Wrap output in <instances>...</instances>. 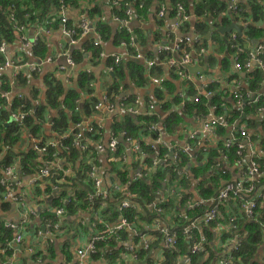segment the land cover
Instances as JSON below:
<instances>
[{"label": "built area", "instance_id": "built-area-1", "mask_svg": "<svg viewBox=\"0 0 264 264\" xmlns=\"http://www.w3.org/2000/svg\"><path fill=\"white\" fill-rule=\"evenodd\" d=\"M100 1L109 7L111 11L124 4L123 16L112 14V21L118 28L132 32L131 26L138 20V12L143 9L146 0ZM238 2L239 0H232L234 11L239 10ZM154 7L156 22H165L161 26L165 42L156 44L155 53L158 55L169 52L172 55L160 60V64L164 68V74L160 77H154L150 74V71L155 67L156 60L150 55H143L140 52L133 36L130 37L129 45L133 47L134 55L127 51L126 42L119 43L123 50L121 55L106 54L104 44L107 41H103L101 34L94 26V22L86 16H82L76 25L69 27L67 16L69 11L74 9L67 8L61 1L42 23L27 28L14 23L16 42L10 45L4 42L0 43V54L4 57V62L0 65V73L9 70L12 77L18 75L20 71H27V74L35 73L36 76H39L45 73V66L52 64L55 58L62 57L63 63L58 65L54 72H61L62 75L58 77V80L63 85V94L67 95L68 91L73 89V84H77V73L82 68L75 63L72 51L58 54L55 57L45 54L43 58L35 59L34 63L23 61V59H13L10 55L11 52H9V49L19 46L27 57H32L34 49L39 48V42L48 39L49 35L52 34L49 19L52 20V23L58 20L59 32L67 41V44L82 46L84 40H89L93 48L100 49L96 60L85 53L84 49H79V52L88 57L89 61L93 59L96 63L106 64V72L110 76L112 75L114 80H116L113 75L114 70L127 57H131L136 62H143L144 67L141 65L143 71L150 77L151 85L156 89L162 88L166 78L171 75L170 69H174L180 80L185 84V91L180 95L181 101L178 105H173L168 113L176 112L186 118L189 106L206 107V110L198 113L193 119L198 122V126L180 137V132L176 134L169 133L164 126V122L157 115V111H162V106L165 103L163 99L161 103L156 100L143 103L139 96H131L126 92L117 100L115 98L117 93L125 91L119 89L115 92H109L108 88L110 86L96 98L94 90L91 88V93L87 89L79 92L80 98L75 101L74 108L75 113L79 115V120L74 124H69L67 131L58 134V132L51 131L52 123L46 124L50 135L56 137L54 142L42 144L34 138L29 139L31 147L46 157L49 148L67 149L63 146V143L72 138V144L78 146V150L84 153L83 166L87 165L89 168L87 176L93 183V194L88 196V201L93 203L94 200L99 198V211L105 207V201L113 193L124 192L125 196L118 204V220L109 223L102 222L99 219L103 229L98 233H94L86 246L75 250L76 264H86L90 256L97 252L96 244L103 242L106 237L117 239L119 233L124 231L135 239V236L140 234L136 227L146 223V221L136 220L135 218H133L134 223H131L124 217L126 211L136 210L140 206L133 201V196L128 194L127 187L119 184L118 174L125 171H128L132 182L141 178L151 180L152 171H156L158 168L162 172H168V178L163 181L162 190L156 192L154 199L145 205L148 210L157 214L155 219L151 220V223L168 248L177 245V237L176 232L172 233L160 229L161 217L166 212H171L172 219L186 224L182 228V234L189 239L198 226H210L213 223L220 222V212L225 202H233V206L226 209L228 215L226 223L230 232L237 236L242 235L244 232H241L239 227L240 220L242 218L250 220L259 207L264 209V162L259 160V158L264 160V144L262 143L264 131L261 136L260 133L250 132L241 121L248 114L247 111L252 109L254 111L249 113L253 115L254 112L260 118H264V108L260 105L264 101V41L249 48L250 42L244 38L243 29L245 30L251 22L239 21L238 23H232L241 30V34L235 31L230 33L229 49L232 54V67L235 73L246 74L247 78L242 83L232 82L229 89L222 90V93L228 94L234 102V109L225 104L208 105L204 100L209 102L214 97L213 87L217 84L216 80L197 74L196 79L200 82V85L194 86L192 95H188L187 92L188 84L192 82V78L187 72V66L200 63L204 59L208 48L201 47L198 44L200 42H197L194 35H190L191 33L188 35L181 34V28L191 21L192 16L186 14L182 4H177V16L175 18L169 17L167 3L155 4ZM10 19L13 20L12 17ZM167 19L173 21V23L169 25ZM35 29H39V32L35 35H33V32L30 34L29 31ZM238 36L242 38V43L236 42ZM109 60L112 62L110 66L107 65ZM54 72L48 76H51ZM255 72H258L263 78L262 88L258 86L255 88L252 82L250 83ZM86 73L90 74L88 70ZM131 83L134 85L133 82ZM9 94H4L7 102ZM17 97L21 98V94H17ZM83 99H86L87 106L92 103V109L88 115L81 112ZM28 113L23 111L13 112L10 113V119L20 123L24 121ZM66 113L70 118L73 115L72 111H66ZM151 116L156 117L157 121L147 126L142 125L134 136L126 128L119 129L125 123L128 125L127 117L135 120L138 117ZM179 127H181L180 131H184L183 124ZM221 129L225 135L223 142L219 143ZM211 151L217 153L209 158V152ZM52 157L55 160H47L44 167L40 169L38 176L34 179H27L26 184L23 183L17 164L6 166L2 170L0 185L5 187L7 192L6 194L1 193L0 202H9L14 207L15 214H17L16 222H5V227L14 232V239L8 245L10 248L23 242L24 233L27 231L30 221L40 217V212L37 210L39 206L34 205L28 198V188L35 186L38 179L48 178L52 170H55L56 173H63L60 182H64V177L74 175L70 167L62 168L60 166V161L64 162V159L59 158L56 154H53ZM103 163L107 165V171L103 169ZM207 167L209 168L207 171L209 180L221 178L218 184L219 188L217 191H212L213 194L209 197H200L194 200L188 190L193 186H197L196 181L188 189L182 183L194 179L192 173L196 168L205 169ZM108 179L109 182H107ZM218 185L206 184L211 190H213V186ZM58 190L56 186H53L54 192ZM107 190H109L108 194L106 193ZM237 199H239V203L236 202ZM70 203L71 199L68 198L63 202V206L54 210L55 217L58 220L57 224L46 221L44 231L37 233V236L43 239V256H46L48 249L56 243L57 236L61 233L62 220L67 213L65 208ZM169 205H171V208H167ZM141 211L142 208H138L137 213H141ZM94 226L92 224V231ZM261 227L264 232V225ZM233 243L231 255L224 259L221 264H234L236 262L238 257L235 254L241 249V239L235 238ZM262 246V261L260 263L264 264V242ZM4 252L3 249L2 253ZM29 252L34 254L32 249ZM200 252L201 249L198 244H193L190 248L188 246L190 255ZM186 259L188 264H191V258L187 257ZM35 264H43L42 258H37Z\"/></svg>", "mask_w": 264, "mask_h": 264}, {"label": "trees", "instance_id": "trees-1", "mask_svg": "<svg viewBox=\"0 0 264 264\" xmlns=\"http://www.w3.org/2000/svg\"><path fill=\"white\" fill-rule=\"evenodd\" d=\"M62 2L67 8L74 10H79L82 14H87L88 18L92 21L95 20V28L101 34L103 41H112L114 45H118L121 42H126L127 51L134 55L133 47L129 45L130 37L136 39L137 32L143 22L150 19L152 13V5L155 6L160 3H167L169 9V17L175 18L177 16L176 6L177 4H182L186 11V14L195 18L189 23L185 24L181 28V34L188 35L190 32L195 37V40L201 47L207 48L209 45V40L205 38L208 32H211L210 28H217L219 26L227 27L232 23L250 21L251 23L244 30L243 36L248 42H262L264 41V0H239V10L234 11L232 7V0H146L142 10H139V17L135 23L132 24V32H127L123 28L115 29L112 31L108 25L101 22L100 10L96 7L100 0H0V43L4 42L7 45L16 42L15 30L13 27L14 23L24 26L25 28L42 23L47 19L49 14L54 8ZM93 6V8H90ZM84 7V8H83ZM124 4L119 8L112 10V14L123 16ZM230 11V12H229ZM12 17L13 20L10 19ZM99 18V19H97ZM153 19L154 12H153ZM49 27L55 29L59 24L56 20L52 23L49 19ZM100 21V23H99ZM156 21V20H155ZM158 27H161L165 22H156ZM162 28V27H161ZM161 28L155 33L157 41L161 38H165L162 34ZM144 35V33H143ZM139 38V36H138ZM140 39V38H139ZM230 34L225 35L224 39L212 31L210 35V43L213 46H221L222 48L227 47L229 49ZM44 41V42H43ZM39 42V48L37 47L33 51V57L36 59L43 58L47 53L46 42L43 40ZM242 43V38L237 37L236 42ZM46 43V44H45ZM85 47V53H90L91 57L96 60L98 58L100 49H95L92 47L89 40H84L81 47ZM187 47V46H186ZM188 48V47H187ZM230 50V49H229ZM79 49H73V56L75 63L77 65L81 64L83 55L79 52ZM231 53V51H230ZM170 53L154 54L153 59L155 61V67L150 71L151 75H156L163 69L160 64V60L164 59L166 56L170 57ZM172 56V55H171ZM26 57V58H25ZM27 59L24 56L23 61ZM127 63L125 67L122 68L129 75L137 78V84L143 85L147 83L145 72L142 70V66L134 60H126ZM4 62L3 55L0 54V65ZM89 62L92 64H97L93 59ZM225 60L223 64H225ZM112 62L109 60L107 65H111ZM128 69V72L127 70ZM122 69L120 67L116 68L113 72L114 77H118ZM123 71L124 75H127ZM19 75H15L11 78L6 72L0 73V179L2 178V170L9 165L17 164V168L22 175L23 181L26 179H34L38 176L41 168L47 160H55L52 157L53 154L58 155L59 158L64 159V162L60 161V166L62 168L70 167L73 176L64 177V182H60L63 173H56L52 170L50 176L45 179H38L35 186L28 188V198L34 205H38L37 210L40 212V217L38 219H32L28 225L27 232L31 233L34 231V235H37L39 231L45 226V222L48 221L52 224H57L58 220L55 217L54 210L58 207L63 206V202L68 198L71 199L70 205L66 209V215L64 216L61 224V235L64 237V242L60 243L56 241L54 245L59 243L60 249L56 252L54 245L48 249L46 256H43L42 252H36L34 255L29 257L28 263L35 264L36 259L39 258L43 260V264H55L56 256H61L64 259V263H70L73 260V247L77 241H80L83 236L90 234V229L92 224V233H98L103 229L102 222L114 223L118 220L119 216V202L124 198V192L113 193L105 201V207L100 211L98 209V204L100 199L97 198L93 203L88 201V196L93 194V183L87 176L88 167L83 166L84 153L78 150V146L73 145L71 139H68L63 143V146L67 149L59 148H49L46 157L39 154L37 150H34L30 145L24 147V138H34L40 143H44L41 136L43 135V129L47 122L52 123L51 131L58 132V134H63L68 130L69 124H74L79 120V115L75 113V101L80 98V91L88 90L91 93V83L95 79L92 75L86 74L84 71H80L77 77V89H70L67 95L63 94V85L52 75L45 79V102L35 103L37 97V89L35 87H30L29 94L26 95L22 90L29 86L30 79L35 73L26 74L24 71L18 72ZM169 82L165 80L161 89H158L155 94V100L161 103L163 99L162 89L171 90V84L175 83L174 78H179L174 69H170ZM260 74L255 72L253 74L252 82L253 86L256 88L260 82ZM117 80V79H116ZM130 81L133 82L130 76ZM13 83V84H12ZM29 83V84H28ZM134 83V82H133ZM32 86V85H31ZM121 86V84H120ZM116 85L110 86L109 92L117 91ZM136 87V86H135ZM138 88V87H136ZM139 89V88H138ZM10 93L8 96V102L6 101V96L4 94ZM17 94H21V98L17 97ZM190 94H193L191 87ZM261 105V104H260ZM171 107V104L165 102L162 106V111H167ZM92 109V103L87 106V104H82L81 112L85 115L89 114ZM196 109L197 112L203 110L202 106H189L187 112L188 116H191L192 111ZM23 111L29 112L28 116L22 122L11 121L10 113ZM50 111H56V114H51L48 116ZM66 111H72L73 115L71 118L67 116ZM252 110H248L249 113ZM235 112H237L235 110ZM158 115V114H157ZM167 120L164 122V126L167 128L168 132H173L181 124H184L185 118L179 113L172 112L168 114ZM128 125L123 124L119 129H125L133 136L136 132L141 129L142 125L147 126L151 123L157 121L156 117H138L135 120L131 118H126ZM264 124V121H263ZM22 135L24 138H22ZM264 139V138H263ZM264 144V140L262 141ZM62 150V151H59ZM264 150V147H263ZM82 151V150H81ZM216 151L209 152V158L216 155ZM260 162H264L263 158H259ZM209 168H196L193 173L192 181H183L185 188H189L195 181L197 183L196 189L200 197H209L213 193L206 184H219L220 179L209 180L207 177V171ZM206 174V175H205ZM119 184L126 186L128 194L133 196V201L137 203L138 208L141 209V213L136 210H128L124 213V217L128 219L131 223H134L133 218L136 220L141 219L146 222H151L157 216L156 213L148 210L146 204L154 199V194L162 190L163 181L168 178V172H162L159 168L156 171H152L151 180L141 178L135 182L131 181L128 175V171L118 174ZM109 182V180H107ZM53 186H56L59 190L57 192L53 191ZM6 194L5 187L0 185V196L1 193ZM109 190L106 191L108 194ZM47 196V198H45ZM2 197V196H1ZM39 200V201H38ZM239 203V199L236 200ZM233 206V202H225L221 208L220 212V222H226L228 215L226 214V209ZM11 204L9 202H0V211L5 212L11 209ZM171 208V205L169 207ZM0 250L5 249V253H0V264L5 262L8 257L11 256L13 250L8 246L14 239V232L5 227V220L0 217ZM239 227L243 226L244 232L247 234L243 239L242 235H236L232 233L233 238L241 239V249L235 254L237 258L234 264H261L258 260L259 256L262 254V243L264 242V232L262 225H264V209L259 207L252 219L246 220L242 218L238 223ZM215 225L211 228H204V233L206 234V241H212L214 234ZM73 231V232H72ZM121 236V238H120ZM127 237L126 232L119 233V240L114 238H105L103 242H98L96 244L97 252L90 256V259L94 262L98 261L100 256L103 260L112 263L114 258L118 255L116 251L117 244ZM177 245L173 248L164 250V264H174L175 260L179 256L190 257L191 264H217L220 260V254H212L210 248L206 246L203 253L190 255L187 253V241L186 236L182 234V228L176 231ZM231 238L228 235L221 238V240ZM27 238H24V242ZM217 254V252H216ZM145 255V252H141L139 257ZM203 256L206 258L203 259ZM214 260V262H213Z\"/></svg>", "mask_w": 264, "mask_h": 264}, {"label": "crops", "instance_id": "crops-1", "mask_svg": "<svg viewBox=\"0 0 264 264\" xmlns=\"http://www.w3.org/2000/svg\"><path fill=\"white\" fill-rule=\"evenodd\" d=\"M96 7L99 8L100 13H101L100 14L101 19L99 18L97 19H99L101 22L108 25L112 31H114L115 29L116 30L119 29L118 26L112 21V11L109 7H107L102 2H98ZM90 8H93V6H91ZM154 10H155V7L154 5H152V13H151L150 19L146 22H143L142 23L143 25H141L140 28H138V31H141V34L137 32V35L139 36L140 39L138 38V36L136 37V39L138 40V44L136 43L137 48L140 50V52L143 55H150V57H153V55L155 54V49L157 46L156 44H162L165 42L163 38L157 41L155 37L156 36L155 33L158 31V28H161V27H158L156 21L153 19ZM82 16H86L88 18L87 14L85 13L82 14L79 10H70L67 16L69 20L68 26L72 27L76 25ZM191 20H195V18L192 17ZM93 22L95 26V20H93ZM221 27L223 26H219L217 28L211 27L210 30L211 32L214 31L216 32V34L221 36V34L218 33L217 31V29ZM227 27H223V28H227ZM29 32L30 34L33 32V35H35L36 33L39 32V29L30 30ZM225 35H228V33L224 34L221 37L225 39ZM45 42H47V44L45 43L47 47L46 54H50V56L52 57H55L58 54L70 53V51H73V49H85L84 46L81 47V46H78V44L75 46H70L69 44H67V41L63 38V36H61L59 32L58 25L56 26L55 29H52V34L49 35V38L46 39ZM256 43L257 42H251L248 47L252 48L253 45ZM17 47L9 49V52H11L10 55L13 57V59H24V56L26 55V53L22 52L19 46ZM217 51L220 52L219 55L217 54ZM104 52L106 54L121 55V53H123V50L119 44L114 45L113 42L110 40V41L105 42ZM88 55L91 56L89 52H88ZM31 56L32 57L30 56L27 57L25 61L29 63H34L36 58L33 57L34 55H31ZM126 60H133V59L131 57H127ZM126 60H124L123 63L119 66L122 69V71L120 72L118 77L116 76L117 80H114L113 76L112 75L110 76L106 72V64H103V63L92 64L91 62H89L88 57L84 58V55H83V59L80 62L81 64L79 65L83 66L85 64L87 66V69L81 68L80 71L87 72L88 70L90 72L89 75H92L95 78L92 80L90 88H93L94 95L96 98L98 97L99 94H101L109 86L112 87L113 85H116L118 88L121 84L119 89H122L125 92H118L117 95L115 96L117 100L120 99L121 96L126 94L127 92L131 96H139L142 99L141 101L143 103H146L148 101H155V94L158 89H156L154 86L151 85L150 77L147 74H145L147 83L143 85H138L136 82L137 78L133 77V75L127 74L125 70L122 68V65L123 67H125V64L127 63ZM224 60L226 61L225 64H223ZM231 60H232V54L230 53V50L227 47L222 48L221 46H218V45L213 46L210 43V38H209V45H208L207 52H206L204 59L198 64L196 63V64L191 65L190 67L193 69L191 70L187 69V72L192 78V82L188 84V87H187L188 95H191L190 94L191 87L194 93V86L200 85V82H198L196 79V75L202 74L204 77H209L208 79H214L217 82L216 86L213 87L214 97L209 102L206 100H204V102L207 103L208 105L225 104L229 106L231 109H234L235 107L234 102L230 99L228 94H223L222 90L229 89V87L232 86V82L242 83L246 81L247 76L246 74L235 73L232 67ZM62 63H63L62 57L59 56L55 58V61L52 64H49L44 67L45 73L39 76H36V75L32 76V78L29 81L30 85L26 86L20 93H24L28 95L30 91V87H35L37 89V97L34 102L43 104L45 102V96H44L45 80L44 79L46 76L54 72L55 68ZM137 63L143 66V62H137ZM126 70L128 72V69ZM123 71L127 75H124ZM24 72L27 74V71H24ZM6 73L9 76H11V71L7 70ZM77 74H79V72ZM163 74H164V68L161 70V72L153 76L160 77V76H163ZM130 76L133 79L134 85H132L130 81ZM169 77L166 78L168 82H169ZM174 79L176 80V82L171 84V87H172L171 90L162 89L161 91L163 95V101L167 102L168 104H171V107L173 105H178V103L181 101L180 95L183 94L185 91V84L180 80V78H174ZM135 86L138 87L139 89L136 88ZM262 86H263V78L260 76V82L258 84V87L262 88ZM83 104H87L86 99H83ZM261 106L264 108V101L261 103ZM202 107H203V110H206V107L204 106ZM170 109L167 111H157L161 121L165 122L167 120L169 116L168 111H170ZM200 112H197V110L194 109L192 111L191 116L187 115V117L185 118V122L182 127L184 128V131H180L181 127L178 126L176 129H173V133L176 134L180 132L179 136L183 137L186 132L191 131L193 128L197 127L198 122L193 119ZM51 114H56V111H50L48 116ZM241 121L246 125L247 129L250 132L260 133V136L262 135L264 131V124H263L264 118H260L257 114L253 112V115L252 113L246 114L241 119ZM48 123L49 122H47L46 124ZM46 124L43 129V136L50 137L51 135L48 130L49 128L46 126ZM220 131H222V129ZM169 135L172 136L174 134H169ZM224 135H225L224 131L220 132L219 143L223 142ZM28 145L31 146V142L29 138L26 136L24 139V144L22 146V149H24V147ZM106 166L107 165L103 166V169L105 171L108 170L106 169ZM26 182L27 180L25 179L23 183L26 184ZM218 188H219V185L216 187L213 186V191H217ZM188 192L191 194L194 200L196 198H200V196L197 193L196 186L191 187L188 190ZM0 217H3V220H5V222H16L17 221V214H15L13 206L11 207L9 211H5V212L0 211ZM212 225L216 226V228L214 229L215 235L213 236V240L209 242V241H206V234L204 233V228H207V229L211 228ZM212 225L198 226L197 229H195L192 232L191 238H189L191 240L187 241V243H188L189 248L193 244H198L201 249L200 254L205 251L206 246L204 244H206L210 248L212 254L214 255L220 254V260L217 262V264H221V262L224 259L228 258L231 255L233 244H234L233 242L235 238L232 237V233L228 229V225L226 222H216V223H213ZM185 226L186 224L184 222H178L177 220L172 219L171 212H166L161 217V220H160V229H164L172 233H175L177 230L184 228ZM137 229L139 230L140 234L135 236L136 237L135 239L131 238V236L127 233V237L117 244L116 251H118V255L116 256V258H114L112 263H109L106 260H103L102 259L103 257L100 256L101 259H99L96 262L92 261L89 258L86 264H164L163 263L164 262V250L166 249L168 250L173 247L168 248L164 244L162 238L157 233V229L152 225L151 222L142 223L139 225V227H136V230ZM243 231H244L243 226H241V232ZM92 232L93 231L90 229L89 235L83 236L80 241L76 240V243L72 250L73 251L72 262L64 263V259L61 256L57 255L55 259V264H76L77 258H76L75 250L86 246L88 240L94 234ZM226 235H228L231 238L221 240V238ZM246 235L247 234L243 232L242 238H244ZM24 236L27 238L25 242L23 240V242L20 245L11 246V249L13 250L11 256L8 257V259L1 264H29L28 260L31 255H34L36 252H42L44 243L41 237L34 235V231L31 233H28L26 231L24 233ZM57 238H58L57 241L60 243V246H61V243H63L65 239L64 237H62L61 233L57 236ZM115 240L117 241L119 240V235H118V238ZM59 243L54 245V247L56 248L55 249L56 252H58V249H60ZM188 246H187V253H188ZM30 249L34 251V254H31L29 252ZM2 250H0V253L4 254L5 252L2 253ZM141 252L142 253L145 252V255L143 256V258L141 256L139 257V254ZM186 258H187L186 255L179 256L175 260L174 264H188ZM204 258H206V256H203V259ZM256 261H259V262L262 261V254L259 256L258 260Z\"/></svg>", "mask_w": 264, "mask_h": 264}, {"label": "water", "instance_id": "water-1", "mask_svg": "<svg viewBox=\"0 0 264 264\" xmlns=\"http://www.w3.org/2000/svg\"><path fill=\"white\" fill-rule=\"evenodd\" d=\"M230 12V11H229ZM167 22H168V24L169 25H171L172 23H173V21H171V20H168L167 19ZM217 31H218V33H220L221 34V36H223L224 34H230L232 31H235L236 33H238V34H241V30H240V28L238 27V26H236L235 24H231L229 27H227V28H223V27H221V28H218L217 29ZM190 35H193L192 33L190 34ZM210 35H211V32H208L207 34H206V36H205V38L207 39V40H209V38H210ZM179 36H181V35H179ZM224 42H225V39H224ZM84 58H86V56H84ZM82 68H87V66L84 64L83 66H81ZM194 68H196V67H194ZM187 69H193V68H191L190 66H187ZM73 89H76V84L74 83L73 84ZM44 230V227L42 228V231Z\"/></svg>", "mask_w": 264, "mask_h": 264}, {"label": "rangeland", "instance_id": "rangeland-1", "mask_svg": "<svg viewBox=\"0 0 264 264\" xmlns=\"http://www.w3.org/2000/svg\"><path fill=\"white\" fill-rule=\"evenodd\" d=\"M219 51H217V54L219 55ZM62 74L59 71H56L52 74V77L56 78L58 80V77H60ZM50 76H48L49 78ZM26 137V136H25ZM22 138H24V136L22 135ZM25 139V138H24ZM41 139H43L44 144H49L55 141L56 137L54 135H51L50 137L47 136H41Z\"/></svg>", "mask_w": 264, "mask_h": 264}, {"label": "flooded vegetation", "instance_id": "flooded-vegetation-1", "mask_svg": "<svg viewBox=\"0 0 264 264\" xmlns=\"http://www.w3.org/2000/svg\"><path fill=\"white\" fill-rule=\"evenodd\" d=\"M103 166L105 165V163L102 164Z\"/></svg>", "mask_w": 264, "mask_h": 264}]
</instances>
